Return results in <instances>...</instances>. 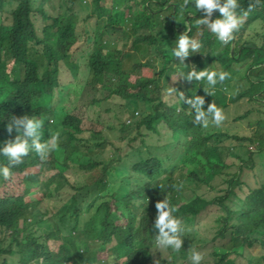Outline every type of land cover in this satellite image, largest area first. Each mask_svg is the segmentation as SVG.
I'll return each instance as SVG.
<instances>
[{"label": "trees", "instance_id": "obj_1", "mask_svg": "<svg viewBox=\"0 0 264 264\" xmlns=\"http://www.w3.org/2000/svg\"><path fill=\"white\" fill-rule=\"evenodd\" d=\"M97 1L0 0V145L22 135L13 120L27 115L42 120L40 142L55 138L62 149L60 158L55 148L43 160L30 150L8 179H0V264H69L70 260L104 264L91 260L93 253L86 245L98 236L100 242L115 243L109 264H155L152 225L155 204L162 199L185 220L211 207L217 233L206 236L212 245L216 236L228 232V241L212 249L203 264H252L247 248L253 244L262 248L260 264H264V157L256 160L259 152L264 155V110L248 121L249 136L239 137L194 123L195 109L180 99L181 94L202 96V107L212 103L222 114L228 100L246 98L264 106V76H258L264 70V0H238L239 27L223 44L196 22L202 11L195 12L191 4L184 7V0H108L109 5L102 7ZM44 2L65 9L55 16L47 14ZM217 15L214 10L210 18ZM181 31L200 45L185 64L172 56ZM82 38L89 43L83 49L87 72L83 83L78 77L82 47L76 56L72 53ZM154 66L157 78L142 75L143 69ZM214 66L228 75L212 94L203 91L206 81L186 78L192 69ZM62 68L67 71L65 79L59 77ZM174 71L179 73L172 86L176 100L167 103L160 97L158 79ZM233 73L239 74L238 88L227 94ZM43 95L48 104L41 103ZM65 102L78 103L74 109H79L71 113ZM96 102H107L103 110L118 122L111 119L104 125L100 111L90 117L88 108ZM251 111L234 119H246ZM129 115L132 119L127 122ZM55 123L63 126L65 136L56 135ZM228 137L249 141V155L238 157V164L221 160L220 143ZM6 162L0 157V163ZM35 166L45 174L39 185L43 197L53 195L49 185L55 193L64 187L74 191L69 197L74 203L73 213L69 212L72 224L66 233L54 221L58 215L50 217L45 208H34L41 199L33 202L28 196L36 188L37 173L27 170ZM72 168L71 181L66 172ZM248 171L250 181L244 177ZM235 187L243 190L230 192ZM182 234L184 246L193 240L203 246L200 241L207 240L190 227H184ZM232 255H241L246 262L237 263Z\"/></svg>", "mask_w": 264, "mask_h": 264}, {"label": "clouds", "instance_id": "obj_2", "mask_svg": "<svg viewBox=\"0 0 264 264\" xmlns=\"http://www.w3.org/2000/svg\"><path fill=\"white\" fill-rule=\"evenodd\" d=\"M92 3V2H91ZM96 5L102 7L104 4L102 0L95 2ZM191 4L192 8L197 11H202V15L196 21L198 24H203L207 26L211 33H213L218 41L222 44L226 43L229 39L232 38V34L235 30L238 29L240 24V17L238 15V0H184V7ZM217 10L219 15L215 18L210 19L213 15V11ZM188 25V23H186ZM189 27V26H188ZM188 30V28H187ZM180 34L175 38L176 44L172 49V56L175 57L178 62L185 64L184 61L191 54L197 52V49L200 47L199 43L190 38L185 31L179 32ZM83 74V73H82ZM172 74V73H171ZM170 73L168 76L163 78L161 75L158 79L159 87H160V97L162 98V90L165 88L167 82L170 80ZM228 75L226 71L219 70H195L192 69L186 74V78L191 81H201L204 80L207 83V86L203 85V91L205 94H212V88L218 83L222 82L225 77ZM82 80V83L85 81V77H79ZM154 78H157L154 77ZM161 80V82H160ZM174 85V84H173ZM167 86L170 88L173 93L174 90L172 86ZM166 87V88H167ZM77 89V88H76ZM75 89V90H76ZM74 89L71 90L73 92ZM163 99V98H162ZM181 101L185 104H188L191 108H194V123H199L206 125L208 123L209 117L213 123L219 124L224 116L222 114L221 109L217 108L212 103H209L207 108L202 107L204 105V99L202 96H195L193 98H186L181 94ZM165 102V101H164ZM130 120H127L129 122ZM13 124L16 127V130L19 132L22 129V135H17L14 139L5 141L2 145H0V157H5L7 162L0 163V179H8L11 175V170L17 167L19 164L23 162V158L26 157L31 150L36 153L37 156L43 160L48 154L56 148L55 138H53L52 142H40V128L42 125V120L33 116L22 115L13 120ZM6 128L9 132L13 130L11 124L6 125ZM31 138V141H29ZM43 175L42 173H37L34 176V180L37 181L36 185H34L37 189L33 191V194H38L40 198V189L39 185L43 179L40 180L39 177ZM48 190L53 192V195L57 194L53 191L52 186H48ZM242 187H235L230 192L237 193L242 191ZM52 195V196H53ZM50 196V197H52ZM34 208H38L34 206ZM156 215L153 220V228L155 229V249H171L173 252H178L182 248V239L183 236V228L181 226L180 219L175 215V208L172 207L167 200H159L155 204ZM62 210V216L67 218V221L72 220V216L69 215L68 209L60 208ZM73 213V208L70 210ZM61 216V220H62ZM59 217V215H58ZM57 217V218H58ZM214 217V216H213ZM124 220V218H123ZM114 221V220H113ZM56 222V221H55ZM61 222V221H60ZM57 223V222H56ZM115 223V222H114ZM117 224V223H115ZM123 224V222H122ZM38 226V225H37ZM66 227V226H65ZM217 227V226H216ZM216 227L214 228V236L217 233ZM227 231L223 233V236ZM222 236V237H223ZM216 236L215 238H217ZM229 238V237H228ZM228 241V239H227ZM221 243L219 247H221L224 243ZM115 243L114 241H102L100 242L99 236L89 238L87 240V247L93 253L92 261H97L99 263L109 264L106 260L100 259L99 254L104 251H108L111 254L110 248ZM76 247L79 245V241L75 242ZM78 252H83V247L78 248ZM203 258L202 253L199 250H193L189 259L191 264H200ZM73 260H70L69 264H72Z\"/></svg>", "mask_w": 264, "mask_h": 264}, {"label": "rangeland", "instance_id": "obj_3", "mask_svg": "<svg viewBox=\"0 0 264 264\" xmlns=\"http://www.w3.org/2000/svg\"><path fill=\"white\" fill-rule=\"evenodd\" d=\"M108 0H102V3L104 5H109ZM44 8L46 9V13L47 14H51V15H56L57 11H63L65 9L64 7H60L58 6V4L56 2H44L43 4ZM212 19V18H210ZM122 21H120L121 23ZM186 23H188L186 21ZM81 25V23H80ZM80 27V26H79ZM166 31H163L162 34H165ZM193 35L195 37H198V33L199 31L194 30ZM245 35H249V30H247L245 32ZM195 37L193 38L195 40ZM245 38V36H242V39ZM233 38H231L230 40H232ZM127 46H129V41L124 42ZM89 45V43H86L84 41V39H79L77 41V43L73 46L72 48V53L73 56H76L79 53V48L82 47V51H81V56L78 59V77H83V74H87L86 71H83V68L85 66V57H83V49H85V46ZM211 69L213 70H218L219 67L214 66ZM157 71H158V66H154L153 70L152 68H146L142 70V75H148V76H152L153 78L157 76ZM186 71V67L183 68V72ZM62 74L59 75V77H62L63 79H65V73H67V71L65 69L62 68ZM242 72V71H240ZM83 73V74H82ZM238 73L235 74H230L229 76V85L227 87V94H231V92H234L235 89L238 88ZM85 76V75H84ZM259 77L264 76V70L262 72H260L258 74ZM88 79L89 76L87 75ZM165 77V75L163 74V78ZM179 78V73H177V71L172 72V74L170 75V80L167 82L165 88L162 90V98L165 102L167 103H174L176 100V96L173 93V91L168 88L167 86H171L173 85ZM83 80V79H82ZM81 80V81H82ZM259 79L255 78L254 82H258ZM161 82V80H160ZM246 83V82H245ZM167 87V88H166ZM74 93H77L74 90ZM99 97L101 95H98ZM111 100V99H108ZM118 98H115L114 100H112V103L117 102ZM41 103L42 104H48V96L47 95H43L41 97ZM107 103V102H106ZM104 102H96L95 105H93L92 107L88 108V113L90 117H94L95 114L97 112H101V122L105 125L107 123V121H111V119L113 121H115L116 123L118 122V120H116V118L111 115V112H105L103 109L107 107V104ZM78 103H75V106ZM128 107L132 108L131 103L127 102ZM65 107H70L71 108V113L77 111L79 108L74 109V105H72L69 102H65ZM226 108L224 109V119L219 123H213L211 120V117L208 120V123L206 125H204V129L205 130H209V129H213V130H221V131H225L228 134H236L239 137H243V136H249L250 133V127L247 126L248 121H252L257 117V111H260V115L262 114V111L264 110V106H258L257 104H251L249 102H247L246 98H242L239 100H228L227 104H226ZM247 109H251V113L249 114V116H247V118H243L240 120H235L234 117L239 115V114H243V111H246ZM130 116V115H129ZM132 117H129V120H131ZM55 132L56 135L59 134L61 136L58 137H62L65 136L64 133V128L63 126L59 125L58 123H55ZM55 135V136H56ZM210 141H213V139H209ZM214 142V141H213ZM220 144L223 145V149H220V153H221V160L227 163H234V164H238L240 162L238 157H243L246 158L249 155V141L248 140H242L240 142L237 141V139L233 138V137H228L226 139H224ZM230 152H232V154H230ZM55 154L57 156V158H60L62 155V149L59 148L58 146H56V151ZM111 156L117 157V154H112ZM200 156V155H199ZM264 155L262 152H259L258 155L256 156V160L262 161ZM201 158V156H200ZM193 168V167H192ZM186 169V167H184V170ZM27 173H33L36 174L38 173L39 169L37 166H35L32 169H28ZM67 174H69L70 180L72 181L75 178V169H69L67 172ZM74 173V174H73ZM46 174H50V172H46ZM45 177L44 175H41L39 177L40 180H42ZM244 177H247L248 181H250L252 178V175L249 173V171L247 172V175H245ZM254 180V179H253ZM38 186V185H36ZM37 191V189L35 190V192ZM74 191L69 190L68 188L64 187L61 188L59 190V192L55 195H53L52 197H43L41 190H40V198L41 201L39 204H37L36 206L39 207L42 211L43 208L46 209V212L50 215V217H52L54 214L56 215H62V210H59L61 207H63V209H68V211L70 212V210L74 207V203L73 200H71L69 197L72 195ZM30 199H34L33 202H35L36 200L39 199L38 194H33V192H30L28 194ZM69 198V199H68ZM65 204L62 206V204ZM214 210L211 207H208L207 211H202L197 213L194 218L192 219L190 216H187V219H181V217H178L181 221V226L182 228H192L193 232L196 231L197 232V236L200 237L202 240L207 239V234L210 235H214L215 231L214 228L216 226L213 225V216H214ZM54 221L57 222V224L59 225V227L62 229V231L64 233L67 232L68 227L72 224V221L70 219V221H67V218L65 216H62V220L61 222L58 220V218L55 216L54 217ZM122 222H124V220L122 219ZM19 225H21L19 223ZM18 225V230H19V236L22 237V239L24 240V234L25 232L22 231L20 229ZM66 226V227H65ZM194 238V236H193ZM228 239V232L225 234V236H218L217 238H215V246L212 245L208 239L206 241H200L205 243V245L201 246L200 244L196 243L194 240L193 242L190 244V246H184L182 245L181 250H179L178 252H173L171 249H162V250H158L155 249V244H154V248H153V262L155 264H191V261L189 259V256L191 255V252L193 250H199L202 255L203 258L200 262V264H203V260L210 258V252L212 249L218 250L221 245V243L227 241ZM190 240H192V236H190ZM199 241V240H198ZM24 242V241H23ZM17 250H20V248L18 246H16ZM28 247H24L23 250L27 249ZM248 251L250 252V256H251V263L252 264H260L261 260H260V254H262V248L260 247L259 244H253V245H249V247L247 248ZM109 257V252L108 251H104L103 253L99 254V258L100 259H104L107 261V257ZM233 258H235V261L237 263H245L246 259L241 256V255H235V256H231ZM216 259V257H215ZM111 258L109 257L107 263H110ZM174 262V263H172Z\"/></svg>", "mask_w": 264, "mask_h": 264}]
</instances>
